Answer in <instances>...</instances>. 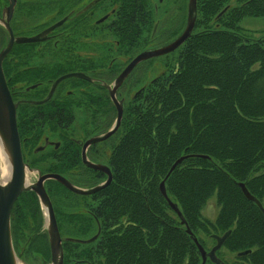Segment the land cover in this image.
Returning a JSON list of instances; mask_svg holds the SVG:
<instances>
[{
	"label": "trees",
	"instance_id": "1",
	"mask_svg": "<svg viewBox=\"0 0 264 264\" xmlns=\"http://www.w3.org/2000/svg\"><path fill=\"white\" fill-rule=\"evenodd\" d=\"M132 1L129 8L137 9ZM144 5L151 9L149 0ZM197 9L193 33L176 49L171 70L149 80L139 103L128 107L111 161L113 180L95 195L98 239L66 243L65 264H201L161 192L164 180L202 244L199 233L216 243L211 235L230 230L223 248L235 254V264H264V212L241 187L264 207V38L247 36L240 25L245 17H264V0H198ZM59 187L47 183L55 205ZM214 196L219 212L211 221L202 211ZM13 216L12 227L39 232L37 195L23 193Z\"/></svg>",
	"mask_w": 264,
	"mask_h": 264
},
{
	"label": "flooded vegetation",
	"instance_id": "2",
	"mask_svg": "<svg viewBox=\"0 0 264 264\" xmlns=\"http://www.w3.org/2000/svg\"><path fill=\"white\" fill-rule=\"evenodd\" d=\"M144 1L133 0L132 5L138 8L130 9L129 0H16L9 22L15 41L3 70L13 101L18 103L22 157L31 169L42 175H61L82 190L103 184L109 172L113 177L111 161L130 103H139L149 80L171 70L177 50L192 35L176 52L142 61L121 78L144 49L171 44L187 26L190 0H149L147 12ZM9 4L10 0H0V19H6ZM22 38L39 40L18 42ZM10 40L11 33L0 20V51ZM156 59H164V69L152 77ZM120 110L118 129L91 142L113 129ZM49 181L55 180L45 182L46 190ZM55 182L61 192L57 205L47 193L62 238L65 264L66 243L88 245L101 233L95 195L102 189L79 194ZM18 199L11 211L17 256L26 264H52L44 213L39 232L12 227ZM70 229H77L76 235H70ZM97 234L90 243L69 240L87 241ZM76 261L93 264L92 260Z\"/></svg>",
	"mask_w": 264,
	"mask_h": 264
},
{
	"label": "water",
	"instance_id": "3",
	"mask_svg": "<svg viewBox=\"0 0 264 264\" xmlns=\"http://www.w3.org/2000/svg\"><path fill=\"white\" fill-rule=\"evenodd\" d=\"M197 4L198 0H190L188 7V20L187 26L181 36H179L175 41L171 44L156 50H146L142 52L136 59H134L125 72L122 74L121 78L127 77V75L132 71V69L142 61H146L149 58H154L158 56H162L164 54L170 53L176 49H178L192 34L197 20ZM16 5V0H10L9 6L6 8L5 15L6 19H0L5 27L11 33V40L8 46L0 51V145L2 150L0 149V174L7 167L10 168V178L5 183H2L0 180V264H26L24 261L20 260L17 256L13 240H12V232H11V211L14 203L19 198V196L25 191H33L37 194L42 209L45 212L46 222H47V231L49 235V242L51 248V261L52 264H64V251L62 238L60 236V232L58 229V225L56 222V217L53 209V205L51 199L46 191L45 182L47 180H55L62 184H64L68 189L73 192L79 194H94L101 189L108 186L112 180V174L108 173V179L101 185L90 189V190H82L78 187L74 186L70 181H68L65 177L57 174H47L42 175L40 171L31 169L28 164H26L22 157L21 151V140L18 131V123H17V108L18 103L13 101L12 95L10 93L7 80L3 70V62L7 54L10 52L15 38L10 29V16L14 10ZM57 26V25H56ZM56 26L50 28L48 32H51ZM36 39H27L22 38L19 39L18 42H31L37 41ZM123 111H119L118 118L116 123L111 131H109L104 136L96 138L91 142H96L102 139L107 138L111 134H113L119 127ZM186 157H181L178 159L170 173L176 168L178 164H180ZM88 164V163H87ZM92 167H96L94 164H89ZM168 174V176L170 175ZM37 175V181L34 183H30L29 178L30 175ZM167 176V177H168ZM243 193L247 197L248 200L256 203L259 208L264 212V207L262 203L253 196L247 187L244 184H241ZM161 192L163 196L167 199L170 207L177 213L179 218L181 219L182 224L187 226V232L190 234L193 241L196 243L203 259V263L205 264L208 259H210L214 264H226L223 260H221L217 256V251L224 245L226 240L231 235V231H227L223 235H212V237L217 241L216 245L210 250L207 251L202 244H200L197 237L194 236L192 230L189 228L181 210L178 205L172 202L167 194L165 187V180L160 185ZM98 234L94 236L92 239L87 241L77 240V239H69L75 242L81 243H90L96 240Z\"/></svg>",
	"mask_w": 264,
	"mask_h": 264
},
{
	"label": "rangeland",
	"instance_id": "4",
	"mask_svg": "<svg viewBox=\"0 0 264 264\" xmlns=\"http://www.w3.org/2000/svg\"><path fill=\"white\" fill-rule=\"evenodd\" d=\"M240 25L243 28V33L246 34L247 36L254 39L264 38V17H245L241 21ZM162 60L164 59L155 60L156 67H154L153 69V74H151L152 77L155 76L157 73H161L163 71L164 64ZM147 78L149 80L151 77H147ZM36 180H37V176L31 174L29 178L30 183H34L36 182ZM218 212H219V207L216 201V197L214 196L207 202L206 206L202 211V214L205 218L214 221L218 215ZM46 227H47V222L45 216L43 228L45 229ZM199 236L201 237L200 239L203 241V244L205 243L207 249H211L214 246L215 244L214 241L208 239L204 235V233H199ZM220 253H221V257L227 264H235V254H233L232 252L228 251L225 248H223Z\"/></svg>",
	"mask_w": 264,
	"mask_h": 264
},
{
	"label": "bare ground",
	"instance_id": "5",
	"mask_svg": "<svg viewBox=\"0 0 264 264\" xmlns=\"http://www.w3.org/2000/svg\"><path fill=\"white\" fill-rule=\"evenodd\" d=\"M0 149L2 150L1 145H0ZM6 168L7 169L3 168L2 172H1L0 180L2 183H5L10 178V168L7 166H6Z\"/></svg>",
	"mask_w": 264,
	"mask_h": 264
}]
</instances>
